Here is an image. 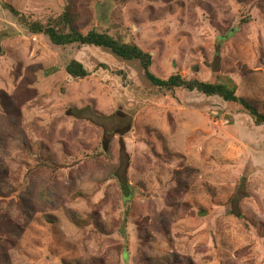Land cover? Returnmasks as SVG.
Masks as SVG:
<instances>
[{"label":"rangeland","instance_id":"1","mask_svg":"<svg viewBox=\"0 0 264 264\" xmlns=\"http://www.w3.org/2000/svg\"><path fill=\"white\" fill-rule=\"evenodd\" d=\"M3 4L41 22L69 9L155 76L226 84L264 115V0H0V264H264V125L163 94L138 61L55 46Z\"/></svg>","mask_w":264,"mask_h":264},{"label":"trees","instance_id":"2","mask_svg":"<svg viewBox=\"0 0 264 264\" xmlns=\"http://www.w3.org/2000/svg\"><path fill=\"white\" fill-rule=\"evenodd\" d=\"M3 6L10 11V13L17 18L21 25H24L27 30L32 34H42L55 46H94L107 50L113 55L127 61H138L143 73L144 79L153 87L160 90L163 94L174 95L176 90H184L188 92H197L207 97L215 96L222 99L226 103L236 104L247 113L253 123L257 126L264 125V115L260 113L254 105L248 100L237 97L235 89L223 83H210L200 81L198 79L186 80L179 74L170 75L166 79L155 76L151 71L152 57L149 53L144 52L135 45L121 43L120 41L109 36L107 33L90 30L87 33H82L73 25L76 18L69 9H66L60 17L54 20H47L45 22L35 21L26 14L19 13L9 4ZM66 73L74 79H84L89 76V72L83 65L75 60L69 62L66 66ZM121 75V72L120 74ZM102 156H108L104 151ZM42 166L48 167L51 171H56L55 164L52 163H39ZM119 166L113 168L110 173L114 177L117 174ZM73 222L76 225L81 224V218L72 213ZM94 219V218H91ZM97 229L103 231L98 225ZM1 263H6L3 257H0Z\"/></svg>","mask_w":264,"mask_h":264}]
</instances>
